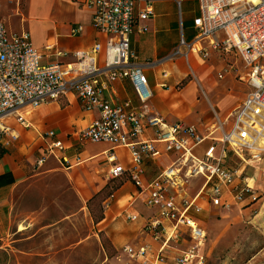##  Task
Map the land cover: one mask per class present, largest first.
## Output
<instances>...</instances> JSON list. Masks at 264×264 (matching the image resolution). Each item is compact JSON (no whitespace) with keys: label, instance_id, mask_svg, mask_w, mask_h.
<instances>
[{"label":"crops","instance_id":"0c3cea01","mask_svg":"<svg viewBox=\"0 0 264 264\" xmlns=\"http://www.w3.org/2000/svg\"><path fill=\"white\" fill-rule=\"evenodd\" d=\"M189 1L192 0H177L179 5ZM148 2L153 12L148 20L140 23L145 30H135L130 38L131 51L137 57L133 62L143 65L153 93L150 110L169 124L182 122L195 125L198 132L207 138L194 151L197 157L202 158L205 151L214 144L213 138L219 136V132L212 133L211 130L216 119H229L250 92L247 72L240 60L238 68L230 66L229 70L225 69L226 64L220 58L222 56L216 52H212L206 59L212 58L211 64L198 69L195 63L197 58L202 64L206 60L202 59L197 49L190 53L188 62L183 58L166 60L179 46L182 38L188 42L193 41L196 35L194 20L200 16V8L193 15L184 13L182 9L178 17L174 0H144L137 5L136 13L143 11ZM164 2H168V5H164ZM21 3L22 0H0V15L5 13L6 5L17 8ZM24 6L25 11H19L23 16L19 21L20 28L14 29L4 24L10 33H30L34 47L42 55L43 65L72 62L73 53L88 52L97 42L104 41V37L92 26V11L85 0H24ZM25 21L26 25H22ZM81 25L85 28L84 32L74 34L73 30ZM207 45L208 42H204V46ZM59 53L65 55L59 56ZM103 60L104 55L101 54V65ZM223 69L229 74L237 69L235 78L247 88L241 104L230 113L235 99L230 94L220 97V93L232 85V79L217 80L225 78L221 73ZM190 70L197 72V80L191 79ZM104 96L115 106L127 102L133 107L139 105L126 79L109 83ZM20 114L25 124L15 118L3 122L18 138L14 141L7 135L2 141L9 152L0 159V242L17 235L24 237L29 231V225L20 228L21 223L16 224L14 205L20 189L37 176L64 171L80 197L85 199L103 188L105 181L109 180L112 166L108 161V152L112 148L110 145L82 144L79 141V134L99 117V113L85 110L75 94L37 109H23ZM50 133L54 137H50ZM154 138L155 130H148L145 139ZM57 140L63 143L64 149L54 150L55 156L47 158L42 166H37V160ZM158 147L162 149L161 145ZM114 152L117 164L125 169L132 167V156L128 149L120 147ZM176 159V155L170 154L158 160H145L141 176L143 186L150 184ZM241 175L257 191L259 199L255 203L234 205L229 210L211 204L208 194L202 192L205 187L202 176L190 181L186 199H196L195 203L201 208L200 212L192 211L191 216L203 225L207 233L201 251L203 264H264V159L241 167ZM145 198L146 194L141 188H137L131 180H125L123 186L114 193L108 207L104 208V219L98 226H101L100 230L116 251L128 246H146L149 264H176L175 259L192 244L187 229L181 228L179 242L171 241L167 245L165 240L172 230V222H163L165 232L159 237L147 232L145 227L154 211L145 205ZM132 216L138 218L132 221ZM33 238L34 235H30L15 239L12 243ZM25 254L29 256L27 260H37H34L36 254ZM159 255H163L165 261H158ZM135 262L141 264L140 259ZM194 264H197V260Z\"/></svg>","mask_w":264,"mask_h":264},{"label":"built area","instance_id":"2783aa9c","mask_svg":"<svg viewBox=\"0 0 264 264\" xmlns=\"http://www.w3.org/2000/svg\"><path fill=\"white\" fill-rule=\"evenodd\" d=\"M143 1L85 0L92 11V26L104 41L97 42L88 52L73 53L74 60L69 63L43 65L42 55L34 47L30 33H10L0 21V141L7 135L14 140L18 138L3 124L6 119L15 118L25 124L20 114L23 109H37L75 94L85 110L99 113V117L79 134V141L82 144L106 143L112 147L108 152V161L112 165L109 179L128 176L146 194L144 203L154 211L145 230L159 237L165 232L163 222H172V230L165 240L167 245L171 241L179 242L181 228L187 229L192 244L175 259V263L194 264L197 260V264H203L201 251L207 233L191 216L192 211L200 212L201 208L195 203L196 199H186L190 181L202 176L205 179L202 192L208 194L214 207L223 210L255 203L259 199L257 191L241 175V167L249 163L248 156L256 161L264 158V0H196L200 16L194 20L196 35L193 41L182 38L179 46L166 58L170 61L183 58L188 62L195 49L204 60L212 52L234 54L247 72L250 92L232 114L229 128L217 118L211 130L212 133L219 132V136L213 138L214 144L202 158L194 151L207 138L195 125L169 124L150 110L153 93L143 65L133 62L137 57L130 48L131 35L135 30H145L140 23L148 20L153 12L148 2L143 11L136 13L137 5ZM84 30L81 25L73 33L80 35ZM204 42L208 45L204 46ZM101 54L104 55L102 65L99 63ZM64 55L59 53V56ZM124 79L133 88L139 102L137 107L130 102L115 106L104 96L109 83ZM151 129L155 130V138L145 139ZM49 136L54 137V134ZM120 147L131 153L132 167L129 169L117 164L114 151ZM56 149H64L59 140L37 160V166L55 156ZM230 152L239 161L236 168L228 164ZM170 154L176 155L177 159L144 187L141 181L143 162ZM113 197L105 202L104 208ZM137 218L132 216L130 220ZM124 253L134 260L140 259L141 264H149L146 246H128ZM158 261H165V257L159 255Z\"/></svg>","mask_w":264,"mask_h":264},{"label":"rangeland","instance_id":"374dc122","mask_svg":"<svg viewBox=\"0 0 264 264\" xmlns=\"http://www.w3.org/2000/svg\"><path fill=\"white\" fill-rule=\"evenodd\" d=\"M174 3L177 6L178 17L182 9L184 13L192 15L199 9V3L195 0L180 5L177 0H174ZM164 5L167 6L168 2H164ZM17 8L14 5L9 7L6 5V11L0 15V21L14 29L20 28L19 21L23 16L19 11H25L24 0ZM25 23L26 21L22 25H26ZM221 56V60L226 64H224L225 69L229 70L230 66L236 68L240 66L239 58L234 54ZM212 61L210 58L202 64V61L197 58L195 63L199 69L207 67ZM237 72L238 70L235 69L229 74L223 69L221 73L225 78H217L218 81L232 79V85L220 93V97L230 94L235 99V104L229 113L241 104L247 93L246 86L240 84L235 78ZM189 75L191 79L197 80L196 71L190 70ZM232 117L231 115L229 119L223 121L225 128L230 127ZM247 160L252 163L261 162L249 156ZM228 162L233 168L239 165V161L233 155ZM121 182L123 180L110 181L109 179L105 181L104 186L106 184L117 186ZM88 196L85 199L80 197L64 171L41 174L24 185L15 199L14 220L16 224L21 223L20 228L29 225L30 229L24 237L17 235L9 238L8 241L0 242V264H137L134 259L124 253V248L116 251L110 240L100 230L101 226H98L100 222H95L101 215L102 207L104 209L105 203L101 202L104 193L91 204L88 201L93 195ZM30 235H34V238L12 243L15 239ZM26 252L36 254L37 258L34 257V260H37H27L29 256L25 254Z\"/></svg>","mask_w":264,"mask_h":264},{"label":"trees","instance_id":"16d2710c","mask_svg":"<svg viewBox=\"0 0 264 264\" xmlns=\"http://www.w3.org/2000/svg\"><path fill=\"white\" fill-rule=\"evenodd\" d=\"M8 152H9L8 149L0 141V159L2 157H4ZM231 156H232V153L231 152L228 153L227 161L230 160ZM228 164H229V162H228ZM118 180H123V182H121L117 186H110L109 184H106L100 191H98L96 194L93 195V197H91V199L88 201L89 204H91L95 199L100 198L103 193H104V196L101 197L102 198L101 202H102V204L105 203L108 199H110L114 195V193L116 191H118L123 186L125 180H129V177L123 176L121 178H117V179L110 180V181H118ZM103 219H104V209L102 207L101 215H100L99 219H97L95 222L99 223Z\"/></svg>","mask_w":264,"mask_h":264}]
</instances>
